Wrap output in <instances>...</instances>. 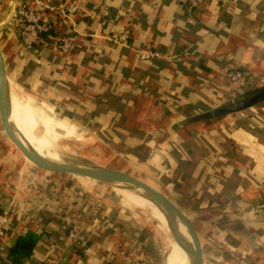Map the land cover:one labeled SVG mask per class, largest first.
<instances>
[{"label": "crops", "instance_id": "0c3cea01", "mask_svg": "<svg viewBox=\"0 0 264 264\" xmlns=\"http://www.w3.org/2000/svg\"><path fill=\"white\" fill-rule=\"evenodd\" d=\"M49 1L58 8L80 6L67 19L37 8L54 25L52 37L80 35L70 54L50 45L26 50L15 12L23 2L31 10L35 4L0 0V44L15 92L49 107L61 130L71 133V146L88 148L76 138L89 132L103 148L136 163L134 168L150 181L152 161L139 156L145 150L155 163L166 161L172 167L177 183L188 176L187 211L209 264H264V105L240 117L191 121L245 88L263 85L250 80L239 87L227 72L238 69L264 78V0H199L197 5L178 0ZM125 33L128 39L119 42ZM139 49L160 57L140 61ZM12 122L35 144L27 130ZM82 136L93 147L102 145L89 134ZM5 145L0 211L14 209V217L3 252L22 234L49 228L47 216L58 217L74 202L79 210L68 220L86 237L87 247H75L67 242L69 232L49 228L25 264L156 263L155 238L131 212L118 210L113 201L83 199L66 189L70 179L35 170L10 140ZM35 147L58 161L42 145ZM102 158L109 160L91 159L120 172ZM81 180L92 196L103 197L105 191L91 187L88 178ZM196 207L210 214L206 220H197ZM212 207L219 209L205 210Z\"/></svg>", "mask_w": 264, "mask_h": 264}, {"label": "water", "instance_id": "95a60500", "mask_svg": "<svg viewBox=\"0 0 264 264\" xmlns=\"http://www.w3.org/2000/svg\"><path fill=\"white\" fill-rule=\"evenodd\" d=\"M13 94L18 95L11 84L6 59L4 57L0 44V117L1 124L5 135L14 146L34 165L35 170L44 171L56 177L67 179H78L82 182V178H88L89 181L100 183L105 187H118L123 190L132 192L139 191L144 197L152 200L156 205L170 212L174 217L180 220L187 230L192 242V251L195 256L196 264H209L204 259L203 245L200 236L193 225L189 215L174 201L172 197L167 195L161 189L151 185L150 183L135 178L130 175L106 172L97 167L88 168L78 163L67 161L62 156L61 160H52L38 152L30 145L19 133L17 127L12 122V98ZM264 105V86L255 89L251 94L237 97L227 104H222L210 111L194 117L191 121H214L236 115L247 110ZM10 144V143H9Z\"/></svg>", "mask_w": 264, "mask_h": 264}, {"label": "bare ground", "instance_id": "6f19581e", "mask_svg": "<svg viewBox=\"0 0 264 264\" xmlns=\"http://www.w3.org/2000/svg\"><path fill=\"white\" fill-rule=\"evenodd\" d=\"M12 120L27 130V132L32 135L39 144L46 148L47 152L55 156L57 160H61L62 156L69 154L74 159L75 163L85 167H97L106 172L122 174L110 169L108 166L94 162L92 159L78 152L79 148H76L77 146L74 147L68 144V142L72 141L70 138L71 133H66L61 130L55 114L49 107L45 104L36 102L27 95L23 98V96H16L13 94ZM82 137L81 135V138H76V140L81 142L84 140ZM35 145L37 144H33L32 147L36 148ZM88 153L98 155L96 152L89 149ZM112 188L128 202L144 207L145 215L150 214L162 222L163 225L161 227H155L152 219L146 218L156 244L162 248L165 254V264H196L195 256L192 251L191 238L180 220L177 221L174 215L156 205L152 200L144 197L139 191L132 192L113 186ZM149 211L151 213H149Z\"/></svg>", "mask_w": 264, "mask_h": 264}, {"label": "rangeland", "instance_id": "374dc122", "mask_svg": "<svg viewBox=\"0 0 264 264\" xmlns=\"http://www.w3.org/2000/svg\"><path fill=\"white\" fill-rule=\"evenodd\" d=\"M261 86H264V83H263V85H260L258 87L245 88L243 93H241V94H239V95H237V96H235L233 98H229L228 100L223 102V105L227 104L228 102H230L231 100H233V99H235L237 97L239 98V97H242V96H245V95H249L255 89H257V88H259ZM246 112L247 111L239 113V114H236V115H232L230 117L244 116V114H246ZM88 134L90 136H93L95 139H97L99 141L97 135L91 134L89 132H86V133L82 132V135H88ZM30 136H31L33 142H35L38 146H40V148H42L41 145L38 143V141L32 135H30ZM7 140L8 139H7L6 135L3 132V127L2 128L0 127V155L1 156H5V157H7V155H8L7 154V147L5 145V141L9 142ZM88 142H90V143H88ZM84 143H85L84 145L88 146V148H85V149H80L79 148L78 152L82 153V151H84L85 153H88V149L91 150V151H94L98 155L88 153L90 155L89 157H90V159L92 158V159L98 160V161L100 160V157L109 156V160L106 159V158H102L101 162L104 163V164L112 166L113 169L120 170V173L125 174V175H130V176L133 175V176H135L134 175L135 173L139 174L140 177H142L140 179H142V180L150 183L151 185H153V186L161 189L162 191H164L167 195L172 197L174 199V201H176V203L187 213V215H190L189 211H187L188 210V203L190 201V197L188 196V188L190 186V180H188L189 179V178H187L188 176H183L182 177V183L181 184L177 183L176 182V178H178V176H176V174L175 175L172 174V171H173L172 167H170V165L166 161L162 162V163L161 162L158 163L156 161V163H157L156 164L155 161H153L151 159L152 156L148 155V150H145L146 152L143 155H139L142 159H147V160H151L152 161V162H150L148 164L151 167V168H148V170L153 171L150 174V177L153 180L150 181L149 179H147L144 176V174H143V172L141 170H137V169L134 168L136 163H130L128 161H125L122 157H120V156L118 157L116 155V153L114 152V150L108 148L107 146H105V144H104L105 148H103V143L102 142H100L102 145L99 144L100 146H98V147H93V144H91V140H88V139H87V142H86V139H84ZM7 144H9V143H7ZM90 145H92V146H90ZM145 155H146V157H143ZM174 155H175V153H174ZM159 156H160V153H159ZM63 157L67 161L75 162L74 159L69 154H66ZM122 161H124V162H122ZM146 176H148V175H146ZM70 184L71 185H67L66 189L71 188L74 191L75 194L76 193H80L81 194L80 196H83L84 198L83 197L82 198L85 199V200L86 199L87 200H94V201L95 200L96 201L99 200V201H102V202H107L109 200L111 202L113 201V203L116 204L118 210H128V212H131L133 214V220L137 224H139L140 226L146 228L150 233H152V232L150 231L149 223L146 221V218L147 219L151 218L153 223H154V225H155V227H161L163 225L162 222H160V220L155 218L154 216H152L150 214H147V213H146L147 215H145L144 214L145 213V210H144L145 208L144 207H142L141 205L135 204V203L128 202L122 195H119L118 193H116L111 188L105 187V185H103V184L92 182V185H91V187H93V188H98V189H101V191L102 190L105 191V193H104L102 198H97L95 196H92L90 192H88L87 190H85L83 188V186H85V185L80 180H78L76 178L75 179H70ZM96 191L98 192V190H96ZM197 208L198 207H196V209ZM196 209H195V211H196L195 213L197 215L198 219L197 218L196 219L198 221H204L207 218L206 216L210 215V214H205L204 209L203 210H201V209H197L196 210ZM213 209L217 210L219 208L212 207L210 209H205V210L210 212ZM150 211H149V213L152 212V211L151 212ZM149 215H150V217H149ZM217 234H219V231H217ZM156 246H157V248L154 250V253H155L154 254V258H155V262H156L155 264H165L164 263L165 254L163 253L162 248L158 244H156Z\"/></svg>", "mask_w": 264, "mask_h": 264}, {"label": "built area", "instance_id": "2783aa9c", "mask_svg": "<svg viewBox=\"0 0 264 264\" xmlns=\"http://www.w3.org/2000/svg\"><path fill=\"white\" fill-rule=\"evenodd\" d=\"M35 4V9L31 10L27 2H23L16 10L15 16L17 18L18 32L23 47L28 50H34L39 46L50 45L53 49L61 52L62 54L72 53L80 40V35L76 32L54 38L51 36V31L54 25L44 19L43 15L37 12V8H45L49 12L58 13L62 19H67L71 14H75L80 10L79 5H73L70 7L58 8L51 5L49 0H29ZM181 3H189L191 5H197L199 0H178ZM47 39L48 41H46ZM128 35L122 34L119 38V42L126 41ZM140 61H150L152 59L160 57V54L151 49H139L137 53ZM227 78L230 82L243 87L249 82L261 81L264 82L263 77L250 76L248 73L238 70L230 69L227 72ZM14 217V209L7 208L0 211V252H3V240L7 235L8 230L11 228L12 219ZM67 242L75 247L85 249L87 247L86 237L73 228L67 234ZM125 264H147L143 260H130Z\"/></svg>", "mask_w": 264, "mask_h": 264}, {"label": "trees", "instance_id": "16d2710c", "mask_svg": "<svg viewBox=\"0 0 264 264\" xmlns=\"http://www.w3.org/2000/svg\"><path fill=\"white\" fill-rule=\"evenodd\" d=\"M45 40L48 41L47 39ZM76 210H79L77 204L71 202L66 205V208L63 209V212L58 217L47 216L48 227L53 230L62 229L65 232H69L72 229V225L69 223L68 217L70 214L75 213ZM49 228L42 232L28 231L19 236L7 252H0V264H25L33 256L43 236L49 235Z\"/></svg>", "mask_w": 264, "mask_h": 264}]
</instances>
